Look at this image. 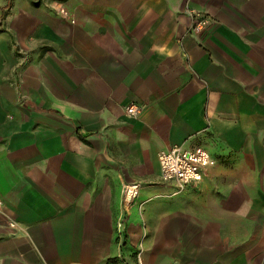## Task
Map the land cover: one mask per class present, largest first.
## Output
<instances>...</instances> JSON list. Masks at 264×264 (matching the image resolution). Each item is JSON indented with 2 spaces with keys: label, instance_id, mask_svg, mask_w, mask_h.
<instances>
[{
  "label": "crops",
  "instance_id": "obj_1",
  "mask_svg": "<svg viewBox=\"0 0 264 264\" xmlns=\"http://www.w3.org/2000/svg\"><path fill=\"white\" fill-rule=\"evenodd\" d=\"M175 145L216 159L199 185L162 180ZM141 251L264 264V0H0V264Z\"/></svg>",
  "mask_w": 264,
  "mask_h": 264
},
{
  "label": "built area",
  "instance_id": "obj_2",
  "mask_svg": "<svg viewBox=\"0 0 264 264\" xmlns=\"http://www.w3.org/2000/svg\"><path fill=\"white\" fill-rule=\"evenodd\" d=\"M62 16L68 17L69 13L64 7L59 8ZM195 20L193 30L201 31L211 24L209 18L198 13H191ZM129 115H136L135 106L127 109ZM161 178L166 182L175 183L181 190H185L190 186L199 185L204 181L208 169L214 167L217 161L210 152L203 147H186L184 145H175L163 151L159 156ZM141 193L140 184H124L121 194L122 213L117 220V238L119 246L122 247L127 237V219L133 207L137 204ZM141 207H143L141 205ZM140 207V209H141ZM143 218V216H141ZM136 264H143L142 251L138 253ZM180 264V263H172Z\"/></svg>",
  "mask_w": 264,
  "mask_h": 264
},
{
  "label": "trees",
  "instance_id": "obj_3",
  "mask_svg": "<svg viewBox=\"0 0 264 264\" xmlns=\"http://www.w3.org/2000/svg\"><path fill=\"white\" fill-rule=\"evenodd\" d=\"M125 241H126V240H125ZM125 241H124V242H125Z\"/></svg>",
  "mask_w": 264,
  "mask_h": 264
}]
</instances>
